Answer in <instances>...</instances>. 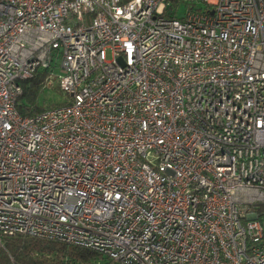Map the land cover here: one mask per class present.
<instances>
[{
    "label": "built area",
    "instance_id": "1",
    "mask_svg": "<svg viewBox=\"0 0 264 264\" xmlns=\"http://www.w3.org/2000/svg\"><path fill=\"white\" fill-rule=\"evenodd\" d=\"M187 1L0 0V234L264 264V0ZM58 67L71 102L22 115Z\"/></svg>",
    "mask_w": 264,
    "mask_h": 264
},
{
    "label": "trees",
    "instance_id": "2",
    "mask_svg": "<svg viewBox=\"0 0 264 264\" xmlns=\"http://www.w3.org/2000/svg\"><path fill=\"white\" fill-rule=\"evenodd\" d=\"M176 2L168 9V15H180ZM185 4L194 5L193 0ZM51 69H39L33 77L21 82L23 91L17 101V109L22 115H32L47 108L71 102V96L62 92L58 80L51 76ZM50 78L55 81H50ZM48 83H52L49 85ZM58 90L61 100L48 97L49 91ZM114 261L94 250L71 245L58 240L42 239L20 234H0V264H113Z\"/></svg>",
    "mask_w": 264,
    "mask_h": 264
},
{
    "label": "rangeland",
    "instance_id": "3",
    "mask_svg": "<svg viewBox=\"0 0 264 264\" xmlns=\"http://www.w3.org/2000/svg\"><path fill=\"white\" fill-rule=\"evenodd\" d=\"M182 8H181V11H180V15H183L184 14V11H185V9H186V7H185V4L184 3H182V6H181ZM109 57H110V54H109ZM62 71V69L60 68V67H58V68H56V77H55V79L57 78V74L58 73H60ZM50 80L51 81H55L54 79H52V78H50ZM49 85H51L50 83H48ZM63 93H64V91H62ZM66 94V93H65ZM68 95H70V94H68ZM48 97L50 98V99H55V101H57V100H61V98H63V94L62 93H60L58 90H56V89H54V91H49V94H48ZM113 264H115V263H113Z\"/></svg>",
    "mask_w": 264,
    "mask_h": 264
}]
</instances>
